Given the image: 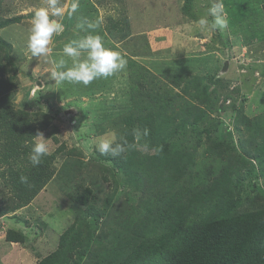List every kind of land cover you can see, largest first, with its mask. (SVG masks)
Segmentation results:
<instances>
[{
  "label": "rangeland",
  "instance_id": "obj_1",
  "mask_svg": "<svg viewBox=\"0 0 264 264\" xmlns=\"http://www.w3.org/2000/svg\"><path fill=\"white\" fill-rule=\"evenodd\" d=\"M71 2L59 0L58 6L67 8ZM211 2L80 0V8L72 16L81 14L80 18L90 22L101 20L97 31L105 44L118 49L128 61L118 75L120 98L112 100L106 99L108 91L106 96L103 93L83 99L85 87L80 84L65 82L58 86L50 76L51 65L46 58L31 56L27 46L31 19L37 9L47 6L46 0H0V22L17 20L0 28L14 61V65L9 64L0 48V106L8 96L16 108L43 111L54 118L41 132L48 138L47 156L54 175L26 205L14 207L18 199L9 184V164L0 161V209L8 208L6 213L0 212V264H37L52 253L59 235L74 221L76 208L82 206L70 195L81 188L91 189V202L99 209L104 208L103 202L111 201L104 212H110L109 220L98 218L94 233L98 242L92 245L97 248L95 254L92 259L85 256L81 264H105L104 259L106 264H121L130 251L127 240H140L134 230L153 226L151 211L158 206L184 208L215 189L213 184L225 174L235 178L239 186V199L230 215L264 208V0H223L229 26L209 36L199 29L198 20L207 14ZM72 16L54 17L63 30L50 45L53 58L62 55L69 39L83 35L76 27L79 20ZM105 29L111 37H106ZM65 59L70 65L71 60ZM130 61L135 62V68L130 67ZM189 67L191 76H213L218 82H200L201 89L206 85L211 101L199 103L185 93L182 106H176L181 111L175 124L180 116L186 122L177 136L170 135L168 146L173 145L187 165L183 176L177 178L178 171L171 170L169 173L175 175L172 182L155 187L143 170L135 177L120 168L119 156H102L96 151L95 145L105 133L115 131L128 140L134 138V129L142 130L126 124L125 115L121 116L131 109L129 87L142 85L138 78L131 80V70L134 76L147 69L149 74H143L146 87L164 94L165 87H173L172 93L184 88V83L175 87L164 75L190 71ZM152 77L156 79L151 81ZM144 106L141 109L155 108L154 102ZM197 106L206 112L194 120L188 111L194 113ZM147 140L151 138L133 140L123 154L131 153L134 159L153 157L156 151L145 147ZM24 164L29 165L21 155L14 163L16 171ZM109 196L112 200L107 201ZM8 230L22 233L24 241H6ZM146 238L152 240L154 235Z\"/></svg>",
  "mask_w": 264,
  "mask_h": 264
},
{
  "label": "trees",
  "instance_id": "obj_2",
  "mask_svg": "<svg viewBox=\"0 0 264 264\" xmlns=\"http://www.w3.org/2000/svg\"><path fill=\"white\" fill-rule=\"evenodd\" d=\"M16 21L15 18L5 19L0 22V28ZM0 48L4 49L3 54L7 62L14 65L10 54L11 46L1 36ZM130 67L135 68V62L130 61ZM189 70L178 74L174 72L170 76L164 75L168 80H172L171 83L175 87L179 86V83H184V88H181L180 92L172 93L173 87L170 90L165 87L164 94L146 87L143 78L149 74L147 69H144L142 74L135 72L134 76L131 70L132 75H129L132 81L134 78V82L138 78L142 85L129 87L131 109L129 113L121 116L125 115L123 118L126 124L140 126L142 130L145 127L149 129L148 137L151 140H147L146 148L154 149L156 153L153 157L140 156L138 159H134L131 153H122L119 156L120 168L135 177L140 174L138 171L143 170L142 174L148 175L149 181L155 187L163 182H172L171 177L175 175L169 173L171 170L178 171L177 178L183 176L187 170V165L180 156H177L173 145L168 146L170 135L177 136L181 125L186 122V118L180 116L179 122L175 124L181 111L176 110V106H182V99H185L183 94L191 95L192 99L199 103L209 102L210 93L204 88L206 85L200 88L202 84L200 82L206 83V80L211 84L218 82L213 76H191L190 67ZM163 74L164 72L161 73ZM155 79L152 77L150 80ZM106 84L108 82L90 84V88ZM192 89L195 93L190 91ZM5 98L7 101L0 106V161L9 164L7 170L9 184L15 190L18 199L14 207H21L29 203L53 178L51 158L44 156L38 166H33L28 156L34 136L37 132L44 131L54 118L52 114L43 111L31 112L28 109L16 108L8 96ZM148 102H154L155 108L141 109L148 105ZM197 107L194 113L188 111L194 120H198L206 112L203 107ZM133 140L134 138L128 139V145L132 144ZM153 142L155 143L152 144ZM21 155L23 161L29 165L24 164L16 171L14 163L20 160ZM22 175L28 177V184L20 182ZM213 185L215 189L208 190L202 199L199 196L195 202L188 203L184 208L158 206L151 211L153 226L134 230L140 240L137 241L134 237L127 240L130 251L121 264H264V208L230 215L234 203L239 199L237 190L239 186L235 178L225 174ZM157 190L158 194L162 191L161 187ZM76 194H70L73 195L71 198L83 207L76 208L74 221L59 235L56 249L37 264H81L85 256L86 259H92V254H95L97 248H93L92 245L98 242L94 241L98 218L103 216L109 220L110 212L108 214L104 212L110 207L111 201L103 202L104 208L99 209L91 202L90 188H81ZM108 200H112V196H109ZM6 209L8 208L0 209L1 214L6 213ZM149 235H154V239L146 238ZM24 239V235L17 231L8 230L5 234V240L8 242H23ZM106 260L104 259L103 263L106 264Z\"/></svg>",
  "mask_w": 264,
  "mask_h": 264
},
{
  "label": "clouds",
  "instance_id": "obj_3",
  "mask_svg": "<svg viewBox=\"0 0 264 264\" xmlns=\"http://www.w3.org/2000/svg\"><path fill=\"white\" fill-rule=\"evenodd\" d=\"M46 2L47 6L37 9L32 16L27 46L32 57L46 58L47 63L51 65L50 76L58 86L65 82L88 86L94 80L107 79L126 69L128 61L124 55L115 47L107 46L102 35L97 31L101 20L90 22L86 18H80L76 27L83 35L69 39L63 46L62 55L53 58L50 55V45L54 36L59 35L63 30V25L54 17H63L65 14L71 17L80 8V0H72L67 8L58 6L59 0H46ZM198 25L209 36L227 29L229 18L223 0H212L207 14L199 18ZM65 57L71 60L70 65ZM148 135L149 129L146 127L142 131L139 128L133 130L136 142ZM34 137L28 159L33 166H38L42 158L50 154V149L48 138L42 133L37 132ZM127 147H130L128 141L118 137L115 131L105 133L95 145L100 155L112 157L120 156ZM20 182L28 184V177L20 176Z\"/></svg>",
  "mask_w": 264,
  "mask_h": 264
},
{
  "label": "crops",
  "instance_id": "obj_4",
  "mask_svg": "<svg viewBox=\"0 0 264 264\" xmlns=\"http://www.w3.org/2000/svg\"><path fill=\"white\" fill-rule=\"evenodd\" d=\"M80 15L81 14H79V15H74V16H72L73 17V19L74 20H76L77 22H78V20H79V18H80ZM191 19H193V18H191ZM152 29H156V27H153ZM199 29H200V27H199ZM150 30V29H149ZM202 30V29H201ZM104 32L106 33V37L108 38V37H111L110 36V33H108V29L106 30H104ZM157 33H158V31H157ZM113 38V37H112ZM113 39H110L109 40V42L111 43V41H112ZM55 47V46H54ZM208 47V46H207ZM208 48H210V47H208ZM62 53V52H61ZM57 55H60V53H56ZM206 55V54H205ZM209 55V54H208ZM65 58H67V57H65ZM121 73L119 72V73H116V74H114L113 76H111V77H109V78H107V79H104V78H101V79H97V80H94V81H96L97 83H100V84H102V83H105V82H108V85H109V88H108V86L107 87H105V86H98V87H96L94 90L93 89H91L90 88V84L88 85V86H85V88H84V90H85V92H84V94L82 95V97H83V99H86V97L87 96H89V97H96V96H99V95H103V93H105V95L104 96H106V94L108 93V95H109V97H107L106 99H110V98H112V100H119V98H120V76H118V75H120ZM111 84V85H110ZM108 88V89H107ZM106 91H108V92H106ZM115 94H117V95H119V96H116ZM103 103H102V106L101 107H103ZM101 113V112H100Z\"/></svg>",
  "mask_w": 264,
  "mask_h": 264
},
{
  "label": "water",
  "instance_id": "obj_5",
  "mask_svg": "<svg viewBox=\"0 0 264 264\" xmlns=\"http://www.w3.org/2000/svg\"><path fill=\"white\" fill-rule=\"evenodd\" d=\"M225 66H226V65H225ZM225 66H224V67H225ZM224 67H223V68H224Z\"/></svg>",
  "mask_w": 264,
  "mask_h": 264
}]
</instances>
